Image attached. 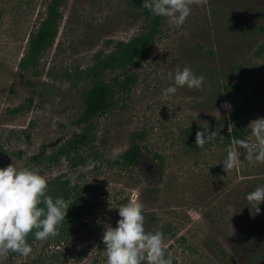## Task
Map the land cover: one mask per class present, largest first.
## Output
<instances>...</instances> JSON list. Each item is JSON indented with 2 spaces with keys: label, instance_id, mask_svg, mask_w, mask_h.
I'll return each mask as SVG.
<instances>
[{
  "label": "rangeland",
  "instance_id": "374dc122",
  "mask_svg": "<svg viewBox=\"0 0 264 264\" xmlns=\"http://www.w3.org/2000/svg\"><path fill=\"white\" fill-rule=\"evenodd\" d=\"M53 1L0 0V168L14 164L35 167L45 179L75 177L88 210L76 227L59 225V235L45 242L35 239V230L29 233L32 253L9 252L0 264L89 261L104 225L116 227L118 207L133 198L143 205L145 230L163 233L173 264H264V203L253 219L245 198L264 184V164L242 154L239 166L225 173L220 162L227 149L194 148L180 137L186 125L229 114L239 104L247 105L249 122L264 117V0H208L193 5L181 27L163 17L145 57L125 71L115 66L104 73L119 89L76 167L47 155L80 129L90 67L139 34L146 21L131 0H58L51 42L33 54L31 38ZM236 21L254 23L255 31L248 38ZM177 66L203 75V88L185 86L163 96L173 84L167 74ZM120 74L127 83L117 81ZM226 81L235 90L223 88L218 99H209ZM137 131L162 158L130 169L115 166L112 157L127 150ZM246 140L254 143L250 129ZM39 153L45 158L34 163ZM89 160L96 166L85 171Z\"/></svg>",
  "mask_w": 264,
  "mask_h": 264
},
{
  "label": "clouds",
  "instance_id": "9594fccd",
  "mask_svg": "<svg viewBox=\"0 0 264 264\" xmlns=\"http://www.w3.org/2000/svg\"><path fill=\"white\" fill-rule=\"evenodd\" d=\"M207 3L208 0H143L142 7L156 16L167 18L176 27H181L191 14L193 5L206 6ZM167 75L173 84L163 89L165 97L185 86L195 90H201L204 86L205 77L196 75L188 66H177L174 72L169 71ZM59 100L56 97V101ZM222 107L230 109L227 102ZM248 128L254 143L246 139H232V145L240 151L228 147L226 157L220 162L225 173L239 166L242 154L243 160L249 163L264 164V117L250 121ZM216 134V131L208 130L207 134L197 131L195 145L203 148ZM60 163L67 167V157H61ZM96 163L89 160L85 171H91ZM70 180L76 182L75 177H70ZM47 190V180L35 167L9 164L0 168V256L13 252L28 257L33 249L26 238L33 230L35 239L41 242L59 235V225L65 221L69 205L62 197L53 199L47 195ZM245 198L250 205L249 215L254 219L261 212L259 205L264 203V184L257 185ZM118 214L120 219L116 227L104 225L102 242L106 246V264H173L171 253L166 255L165 252L163 233L145 230L143 205L138 199H129L126 204L119 206Z\"/></svg>",
  "mask_w": 264,
  "mask_h": 264
},
{
  "label": "trees",
  "instance_id": "16d2710c",
  "mask_svg": "<svg viewBox=\"0 0 264 264\" xmlns=\"http://www.w3.org/2000/svg\"><path fill=\"white\" fill-rule=\"evenodd\" d=\"M142 3L143 0H131V4L144 14L146 25L139 34L130 40L119 41L110 53L100 55L102 57L90 67L89 71L93 82L85 92L83 109L77 119V124L80 126V129L64 141L56 151L47 155L49 160L54 155L55 158L57 156L60 158L67 157L72 166H77L79 158L86 154L85 149L82 148L83 145L85 143L89 144V140L96 133V121L111 109L115 101L116 89H119L116 82L112 83L105 78L104 73L109 67L115 66L123 68V71H125L124 68L129 64H135L141 60L151 49L160 30L163 17L156 16L147 9H144ZM57 8L58 0H54L49 5L47 19L42 22L37 33L33 34L31 38V52L33 54H38L51 42L56 26ZM234 25H239L241 31L248 35V38L249 34L255 31V24L252 22L236 21ZM262 48L264 47L262 46ZM215 52L212 51V54L215 55ZM257 53H261V50H258ZM231 72L230 76H233L234 72ZM122 76L120 74V76L116 77L117 81L120 84L127 83V78L129 77L124 76L122 79ZM235 86V83L226 81L223 87L219 86L209 99H218L223 88L227 89L228 92H233ZM248 125L247 105L239 104L229 114L221 115L206 122L196 121L186 125L181 129L180 137L186 145L198 149H203L205 146L208 147L210 144L218 145L224 149H228L230 146L236 148V146L232 145V139H247L249 134ZM228 129L230 130L228 131ZM199 130L204 131L206 134L208 130L209 132L216 131L217 134L208 140L203 148H200L195 145V134ZM141 136L142 134L138 131L132 134L131 142L127 150L112 157L111 160L115 166L121 169H130L135 166L141 167L146 158L155 161L162 158L158 152L153 151L143 141ZM32 158L35 163L37 160L44 159L45 156L43 153H39L34 154ZM160 160L163 161L162 159ZM160 166H163L161 162ZM70 177L68 175L63 177L57 173L53 174L49 179H46L48 182L47 195L53 199L62 197L69 205L65 221L60 224L67 228L76 227L82 222L83 216L88 210L87 202L81 194V185L77 182L72 183ZM40 206L43 207V205ZM105 247L102 241H98L93 248V255H91L89 261H81L76 264H106Z\"/></svg>",
  "mask_w": 264,
  "mask_h": 264
}]
</instances>
